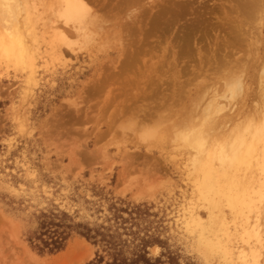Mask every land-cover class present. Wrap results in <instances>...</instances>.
Wrapping results in <instances>:
<instances>
[{
	"label": "rangeland",
	"instance_id": "1",
	"mask_svg": "<svg viewBox=\"0 0 264 264\" xmlns=\"http://www.w3.org/2000/svg\"><path fill=\"white\" fill-rule=\"evenodd\" d=\"M56 1L43 0L30 9L34 30L29 33V45L37 54L34 71L0 57V264H88L98 248L76 233L66 249L54 255L33 250L28 233L36 228L42 213H64L75 224L100 223L119 200L124 206L141 205L150 214L141 227L163 242V247L148 248L151 257L170 254L174 264H241L238 254L242 246L249 250V246H258L257 238L264 239V200L256 194L264 183V173L258 166L241 173L255 183L252 201L256 212H247L242 218L235 217L227 206L211 212L197 187L194 159L199 152L176 134L189 117H195L194 125L202 127L219 104L225 106L220 111L224 113L213 115L219 121L229 117L230 123L224 132L215 131L211 136L220 138L236 125L241 128L251 120H264V11L258 12L263 13L261 17L256 15L261 19L254 20L249 0H136L113 20L109 18L115 16L113 6L119 0H90L92 12L106 20V30L88 29L78 35L57 22ZM31 2L33 5L34 0ZM167 5L175 12L183 10L185 17L181 13L179 21L160 32L161 36L157 31V36L155 30L151 33L153 18ZM191 27V50L177 56V68L165 66L162 78L150 76L148 85L155 92L143 97L141 90L150 79L141 74L144 65L157 66L164 50L166 59L172 61V51L179 53L182 35L188 34L181 30ZM127 45L138 57L133 62L128 59L131 63L123 74ZM154 46L152 60L150 55H141L142 47ZM179 70L182 75L175 79ZM237 72H242L243 86L224 81L226 76H238ZM125 79L137 81V86L128 88L133 83ZM215 88L219 101L209 109L206 95L210 97ZM239 88L240 99L232 98V89ZM126 89L137 98L127 100L134 95L125 96ZM175 89L185 93L179 100L167 99L166 94L172 95ZM148 106L153 116L143 120L141 110ZM130 161L133 171L121 183V172ZM149 167L152 172L146 171ZM214 167L219 164L215 162ZM191 214L197 219L192 220ZM213 217L220 218L219 222L211 223ZM247 220L250 226L256 220L259 228L253 225L250 229ZM226 247L233 248L231 257L222 255L221 248ZM258 250V264H264V246ZM164 261L168 262L167 257Z\"/></svg>",
	"mask_w": 264,
	"mask_h": 264
},
{
	"label": "bare ground",
	"instance_id": "2",
	"mask_svg": "<svg viewBox=\"0 0 264 264\" xmlns=\"http://www.w3.org/2000/svg\"><path fill=\"white\" fill-rule=\"evenodd\" d=\"M87 1L90 2V0H57L56 1L57 7L55 9V12H56L55 15L57 17V22H60L61 24H63L64 27L72 28V30L76 31V33L78 35H80V33H82L83 31H86L88 29H94L96 31H98V30L102 31L103 30L105 32L106 29L104 30L103 23L106 22V20L97 16L96 13H93L91 5ZM95 1L96 0H94L93 2H95ZM119 1L120 2L116 7L113 6L114 9L117 11L115 16H111V18H109L110 15L107 14L109 16H104V17L115 20L116 17L121 12L126 13V11L124 12V9L129 10L131 5L132 4L134 5L136 2V0H119ZM174 2H175V0H174ZM263 2H264V0H249L248 5H250V3L252 5L250 18H253L254 20H256V18L261 17V15L263 13L262 14L260 13V15H259L258 12L264 11V3ZM154 3H156V2H154ZM244 3L247 4V2H244ZM42 4H43V0H34L33 5H32L31 0H0V57L5 59L8 62L15 64L16 66L28 67L29 71H31L30 69L33 70L35 67L34 56L36 54V53L34 54L33 52H31L30 45H29V33H31L34 30L33 26L30 25V17H31V12H30L31 10L30 9H32V7L36 9V6L42 5ZM179 4H180V6H182L181 5L182 3H179ZM136 5H137V3H136ZM183 5H185V4H183ZM126 6L127 7L129 6V7L127 8ZM185 6H187V5H185ZM172 7L168 6L164 12L158 13L157 15H155L154 18L152 17L153 18V22H152L153 27H152V25H151V27L153 29H151L152 32H151V30H149L151 33H153V31L155 30V33H153V34L157 35L158 33L165 31L169 26L173 25V22L175 20L179 21V19L181 18V13L183 10L182 11L180 10V12H175ZM181 8L185 9L186 7H184V8L181 7ZM234 8L238 14H241V11L237 7V4L234 5ZM159 10L157 12H159ZM187 10H188V8H187ZM132 11H130V12H132ZM137 12H139V11H137ZM133 13L135 15V12H133ZM130 14H132V13H130ZM53 15H54V13H53ZM127 15H129V14H127ZM256 15H259L260 17H257ZM182 16H183V13H182ZM183 17H185V16H183ZM131 18H132V16H131ZM133 18H135V17L133 16ZM54 20H55V18H54ZM198 21L199 20H196V22H198ZM260 21L262 22V20H260ZM111 23H112V21H111ZM111 23H109V25H111ZM107 24H106V26H108ZM116 26H119V25H116ZM170 29H172V28H170ZM193 29H194V27L184 28L183 30H181L184 32L186 31V34L187 33L188 34L182 35V38H181L182 42L180 45L181 48L178 49L179 53H177V51H174V50L172 51V54H171L172 59H173L172 61L169 59H166L168 52H166V50H164L162 60L158 61L159 64L157 66L155 65L157 63H155V64L151 63L149 65H144V69L141 71V74H145L146 76H148V78H150V76H154V75L162 78V76H164L163 74L166 71L165 66L177 68L178 57L181 55H187L188 54L187 52L190 49L189 48L190 47L189 46V44H190L189 37L191 36V34H192L191 30H193ZM72 30H70V31L68 30L69 33ZM123 31L125 32V29H123ZM157 31H158V33H157ZM69 33H68V35H69ZM71 33L74 34L73 32H71ZM115 33H116V31H114V35H115ZM151 33H149V34L151 35ZM189 33H191L190 36H189ZM64 34H65V32H64ZM161 35L162 34L160 33V36ZM56 36L58 37L59 35H56ZM63 36L64 35L62 34V38H64ZM72 36L74 37V35H72ZM57 40H58V38H57ZM176 42H177V40H176ZM43 43H45V42H43ZM53 43H52V45H53ZM52 45H51V47H52ZM46 46H47V44H46ZM72 49H74V48H72ZM189 52H191V51H189ZM155 53H156V47L155 46L151 47L150 49H147V47L141 48V55H144L143 57H145L146 55H150V57H151L150 60H152V58L155 56ZM157 54H158V52H157ZM36 57H38V56H36ZM136 57H138V54L135 53L134 51H132V48L129 45H127V49L125 50V58L127 60V63H125L123 61L125 64L123 63V66L121 67V71L124 70V71H122L123 74L125 73V69L130 66V63L133 62V60H135ZM180 59H181V57H180ZM146 62H148V61H146ZM263 67H264V64H263ZM202 68H203V66H202ZM245 71H246V69H245ZM235 72L236 71H234L233 73H235ZM242 72H239V73H242ZM181 73H182V71L179 70L177 72V74H174L175 79L178 78L180 75H182ZM239 73H238V76H236V77H234V75L230 76V78L228 76H226V78L225 79L223 78V79L226 83H229V81H232L237 86L241 87L244 84L241 85V78L242 77H239V75H241ZM177 75H178V77H177ZM192 75H194V74H192ZM29 76L30 75H28V79H29ZM125 80L127 82H132L128 79H125ZM150 80H151V78L147 79V83L146 84L144 83L145 85L143 86L144 90L143 89L141 90V91H143V94H142L143 97L150 96L151 94H153L155 92L154 88L149 86V85H151ZM31 81H32V79H31ZM134 82H136V84H137V81L133 80V82H132L133 84L128 85V88L134 89L133 86H137L136 84H134ZM221 83H223V82H221ZM226 83H224L223 87L221 88L222 90L226 87ZM263 85H264V83H263ZM138 86L140 87V84ZM179 86L181 87V85H179ZM233 87L234 86H232V88ZM149 88H151L150 91L148 90ZM239 89L240 90L232 89V91H233V92L231 91V97L232 98L236 99V97L239 96V97H237V100H238V98L240 99L241 88H239ZM127 90L128 89L123 90V94L125 96L128 97V95H130V94L134 95L133 94L134 91L132 93L131 92L132 90L128 91V92H127ZM165 90H166V88H165ZM229 90H231V89L229 88ZM179 91L176 92V89H175L174 93L172 95L166 94L167 99L169 97V100L171 98L174 101L176 99L179 100L180 96H182V94L185 93V92L181 93V90H179ZM178 93H180V94H178ZM222 93H224V91ZM209 94H210V97H209V95H206V96H208L206 98H207V100L210 99L209 103H208V108L211 109L212 107H210L211 106L210 104H212L215 100H216V102H218L219 100L217 97H219L220 94L218 95V89L217 88L214 89V92H211ZM135 98H137L136 95H134L130 99L128 98L127 100L132 101V99H135ZM221 98L224 99L223 96ZM221 98H219V99H221ZM222 99H221V101H223ZM202 103H204V102H202ZM205 104H207V102ZM126 105H127V103H126ZM126 105H124V106L126 107ZM174 105H175V103H174ZM220 105L221 104H219V106L215 105L217 107H215L213 114H216V115L220 114L221 113L220 111L225 109V106H224V108L223 107L221 108ZM146 106L147 105H145V107ZM175 106L177 107V104ZM205 106H207V105H205ZM221 106H223V105H221ZM171 108L172 107H170V109ZM225 111L227 113V110H225ZM251 111H253V110H251ZM218 112H220V113H218ZM141 113L144 114L141 116H143V117L145 116V118L143 120H145L147 118H151L153 116L152 113H150L149 106L147 108L142 109ZM222 113H224V112H222ZM208 114H209V110H208ZM213 114H211L212 116L210 115L211 117H208V118H207V116H208L207 115L206 116L207 119L203 116L205 118V120H203L202 127L201 126L197 127L194 125L195 124L194 123L195 117H193V118L189 117V119H186L184 122H182L179 125V131H178L179 133L177 132L178 134H176V135L180 140L184 141L188 146H190L192 148L193 147L196 148L199 152V156L196 159H194V171L197 173V178H198L197 179L198 180L197 181V187H198L199 195L206 202L208 209L211 212L221 211L223 209V207L227 206L235 214V217L242 218L245 216V214L247 212H249V214H250L256 208L254 205V202L252 201L253 194H255L256 191L254 192L255 188L253 189V184H255V183H253L251 180L246 179L247 177L245 178V177L241 176V173H246L247 171L250 172V170H252L255 166L260 167L264 173V147L262 150V146H264V120H261L258 123L251 120V122L243 123L242 125H244V126L241 128H240V126L236 125L235 128L231 129L230 134L225 133V136L220 137V138L212 135L215 137V138H213L211 136V133L215 134L216 133L215 131L224 132L225 129H223V128L227 129V124L230 123L229 117L223 119V121H219V119L217 120L218 117H215ZM136 118H138V117L136 116ZM193 152H195V151H193ZM131 162H133V161L126 162V166L121 172V175H120V182L121 183L124 182L127 175H129V173H131V171H133V170H131L132 168L130 166ZM215 162H217L219 164V168H217V169L214 167ZM146 171L152 172L153 169L149 167L146 169ZM248 175H249V173H248ZM257 175H258V172H257ZM212 180H213V183H212ZM125 187H127V186H125ZM258 188H259V191L257 190L256 194L258 195V197L261 200H264V183L262 185H260ZM120 190H122V188H120ZM121 192L123 193V191H121ZM212 194H213V196H211ZM258 207H260V206L258 205ZM261 207H260V210H261ZM224 214H225V212H224ZM191 218H192V220L197 219L194 214L193 215L191 214ZM219 220H220V218L213 217L211 220V223H218ZM221 220L224 221L223 219H221ZM249 220H247V227H249L251 229L253 225L254 226L256 225L255 223H257V221L255 220L254 224L253 225L251 224V226H250ZM224 226H226L225 222H224ZM259 238H260V236H259ZM263 243H264V239H261V238L258 239L257 238V245L258 246H255V247L252 246L251 247L248 245L250 248L249 250H247V247L242 246V248L240 249L239 254H238V259L240 260L241 264H258L259 258L261 256L258 249H262V247L264 246ZM218 248H219V245H218ZM28 251L32 255L31 251L30 250H28ZM232 251H233L232 247H230L228 249H227V247H226V249L221 248L222 255L226 256V257H228V256L231 257ZM69 256H71V255L69 254ZM35 257H37V256H35ZM62 259H64V258H62ZM64 260H66V259H64ZM58 262L60 263V260ZM60 264H62V261Z\"/></svg>",
	"mask_w": 264,
	"mask_h": 264
},
{
	"label": "trees",
	"instance_id": "3",
	"mask_svg": "<svg viewBox=\"0 0 264 264\" xmlns=\"http://www.w3.org/2000/svg\"><path fill=\"white\" fill-rule=\"evenodd\" d=\"M124 205L123 200L113 203L109 214L94 225L75 224L64 213H42L36 228L28 233V242L40 254L54 255L64 251L76 233L98 248L88 264H174L170 254L153 258L148 252L149 247H163L158 235L141 227L150 214L141 205Z\"/></svg>",
	"mask_w": 264,
	"mask_h": 264
}]
</instances>
